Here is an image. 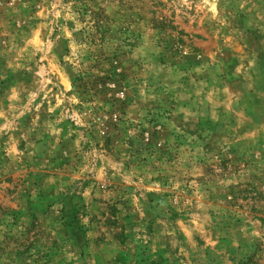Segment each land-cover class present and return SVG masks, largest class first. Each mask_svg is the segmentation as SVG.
<instances>
[{
  "label": "rangeland",
  "instance_id": "obj_1",
  "mask_svg": "<svg viewBox=\"0 0 264 264\" xmlns=\"http://www.w3.org/2000/svg\"><path fill=\"white\" fill-rule=\"evenodd\" d=\"M0 264H264V0H0Z\"/></svg>",
  "mask_w": 264,
  "mask_h": 264
}]
</instances>
